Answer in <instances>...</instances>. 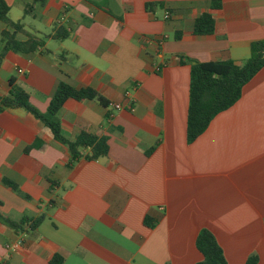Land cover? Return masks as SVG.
Instances as JSON below:
<instances>
[{"label":"crops","instance_id":"obj_1","mask_svg":"<svg viewBox=\"0 0 264 264\" xmlns=\"http://www.w3.org/2000/svg\"><path fill=\"white\" fill-rule=\"evenodd\" d=\"M4 1L9 14L22 15L16 39L44 44L4 54L0 97L12 81L46 113L64 82L123 108L66 101L57 119L67 139L80 132L108 139L106 157L72 166L41 122L22 109L0 111V212L13 221L44 215L30 237L0 224V264H48L53 255L63 264H197L202 229L227 264L251 255L264 264V67L187 144L190 69L182 64L248 59L250 45L264 40V0H218L214 11V0H43L25 17L32 0ZM148 3L160 6L147 12ZM203 13L215 30L197 37L192 24ZM59 27L66 38L54 39ZM5 29L0 23V40Z\"/></svg>","mask_w":264,"mask_h":264},{"label":"trees","instance_id":"obj_2","mask_svg":"<svg viewBox=\"0 0 264 264\" xmlns=\"http://www.w3.org/2000/svg\"><path fill=\"white\" fill-rule=\"evenodd\" d=\"M43 0H32L25 5L23 17L32 12L34 5L42 3ZM87 1V0H85ZM160 4L148 3L145 5L147 12ZM220 1L210 2L212 11L220 9ZM170 15V12H167ZM9 6L4 0H0V23L8 29L1 32L0 59L8 51L20 54H32L42 48L43 41L28 36L25 41H19L16 36L24 31L21 21L9 20ZM215 30V19L211 13H203L197 17L192 24V34L203 37L213 34ZM68 36L66 30L60 27L56 30L54 39H64ZM176 39L179 38L177 35ZM182 63V62H181ZM189 66V94L186 114V143L191 144L198 139L209 127L215 116L228 110L240 100L243 87L264 67V40L253 42L250 45L249 58L243 62L236 63L230 59L209 62H198L186 59ZM11 89L6 96L0 97V111L4 109H22L41 122L51 133L53 139L63 144L68 152L69 166L83 160L86 162L96 161L108 154V139L86 132L78 133L73 139H67L58 122L57 115L67 100L95 101L103 107H108V102L95 90L87 87L74 88L59 82L49 101L46 113H41L29 102V94L22 88L10 82ZM28 149V148H27ZM154 148L147 151V155ZM3 184L15 192H18L16 184L3 179ZM1 206V203H0ZM44 215L39 214L33 219H21L13 221L0 212V224L6 226L15 233L32 236L34 231L43 221ZM144 225L153 227L154 222L150 218H144ZM195 247L202 256L197 264H227L221 247L218 245L213 234L207 229L199 231ZM257 256L251 255L245 264H256ZM63 257L53 255L48 264H63Z\"/></svg>","mask_w":264,"mask_h":264},{"label":"built area","instance_id":"obj_3","mask_svg":"<svg viewBox=\"0 0 264 264\" xmlns=\"http://www.w3.org/2000/svg\"><path fill=\"white\" fill-rule=\"evenodd\" d=\"M164 19L165 20H167V19H169V14L166 12L165 14H164ZM18 73H22V70H18ZM125 96L127 97L128 96V94L126 93L125 94ZM110 107H112L114 110H122V106L121 105H119V104H110L109 105ZM129 109H131V106H129L128 107ZM20 244H21V239H19L16 243H14L13 245H8L6 248L10 251V252H14L17 248H19V246H20Z\"/></svg>","mask_w":264,"mask_h":264},{"label":"rangeland","instance_id":"obj_4","mask_svg":"<svg viewBox=\"0 0 264 264\" xmlns=\"http://www.w3.org/2000/svg\"><path fill=\"white\" fill-rule=\"evenodd\" d=\"M21 17H22V15L17 14L15 10H12L11 13L9 14V20L13 21V22L18 21V19H20ZM25 22H30V21L27 18V19H25Z\"/></svg>","mask_w":264,"mask_h":264}]
</instances>
